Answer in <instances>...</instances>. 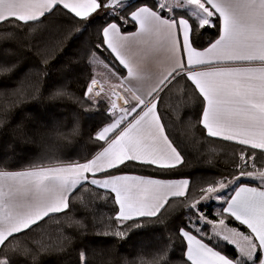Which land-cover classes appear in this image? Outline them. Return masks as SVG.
<instances>
[{
	"label": "snow or ice",
	"instance_id": "obj_1",
	"mask_svg": "<svg viewBox=\"0 0 264 264\" xmlns=\"http://www.w3.org/2000/svg\"><path fill=\"white\" fill-rule=\"evenodd\" d=\"M42 83L69 133L17 107ZM0 88V264H264V0H0ZM67 136L87 150L43 143Z\"/></svg>",
	"mask_w": 264,
	"mask_h": 264
},
{
	"label": "trees",
	"instance_id": "obj_2",
	"mask_svg": "<svg viewBox=\"0 0 264 264\" xmlns=\"http://www.w3.org/2000/svg\"><path fill=\"white\" fill-rule=\"evenodd\" d=\"M78 43V41H77ZM76 51L75 44L73 43L72 38H67L63 41L61 45H59L56 48L51 49V56L49 58V64L56 65L57 69L61 67L64 63H66L68 60L73 59V53ZM59 62V63H58ZM92 72L95 75V65H93ZM54 73H49V76L53 75ZM48 77L45 76L44 80L47 81ZM12 84L9 83L6 85V87L10 90L12 88ZM31 90V89H30ZM72 91H75V87H72ZM79 95V93H77ZM14 97L10 95H5L4 88H0V107L7 106L10 101H12ZM170 110L173 111L174 109L172 106L176 103L175 99L172 98L168 101ZM52 105H57L56 107H52ZM17 107H23L28 112H40L43 114H50L54 113L55 118L59 119L64 122L67 127L63 128L61 131L65 134L69 133L71 130V125L73 122V111H78L80 109V106L75 103L74 100L71 99H65V100H57V101H51L47 99V93L45 92V84H41L39 93L35 94L33 98L30 99H24L23 103L17 102ZM87 119V116H81L80 117V128L81 132L85 129V120ZM169 127L173 130L174 135H179L181 137L185 136V131L182 129V127L177 124L175 127L173 125H169ZM15 135L21 139V143L18 146V152L20 155L25 156H31V153L28 151V141L24 139L22 131L16 132ZM195 135V133H188L189 136V152L190 156L193 160L191 168L187 169V171L192 172L196 176H200L203 173L199 171V169L206 167V164L201 163L200 161L204 158V156L208 155L209 150L208 149H200L199 145L192 146L191 136ZM81 136H67V139H63V137L60 140H57L55 137H53L51 140H45L43 143L45 145L51 144L53 146L56 145H67L65 147L66 152H84L87 150V144L81 143ZM3 140L4 136L0 135V148L3 146ZM222 153L223 150H220ZM228 155L230 156L231 153L229 152ZM221 159H227V157L221 156ZM235 226V225H234ZM240 230H244L241 228ZM51 233V239L53 242H56L58 233L56 231V228L54 224L49 229ZM89 241L87 243L90 244L91 248H96L100 241L96 240L94 237H92L91 234H89ZM45 239H48V237H45ZM79 241L74 240V244L78 243ZM75 258V251L73 250L71 257H64L63 253H57L52 252L50 254H47L44 256V260L46 261V264H61L62 261H66L68 259H74Z\"/></svg>",
	"mask_w": 264,
	"mask_h": 264
},
{
	"label": "rangeland",
	"instance_id": "obj_3",
	"mask_svg": "<svg viewBox=\"0 0 264 264\" xmlns=\"http://www.w3.org/2000/svg\"><path fill=\"white\" fill-rule=\"evenodd\" d=\"M95 65V75H97L98 77H106L107 73H106V69L103 66V63L100 64H94Z\"/></svg>",
	"mask_w": 264,
	"mask_h": 264
}]
</instances>
